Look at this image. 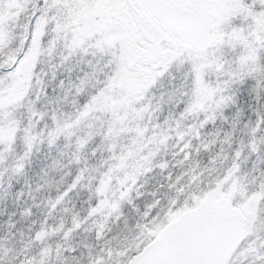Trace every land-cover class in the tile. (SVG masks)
Segmentation results:
<instances>
[{
  "label": "snow or ice",
  "instance_id": "obj_1",
  "mask_svg": "<svg viewBox=\"0 0 264 264\" xmlns=\"http://www.w3.org/2000/svg\"><path fill=\"white\" fill-rule=\"evenodd\" d=\"M0 264H264V0H0Z\"/></svg>",
  "mask_w": 264,
  "mask_h": 264
}]
</instances>
